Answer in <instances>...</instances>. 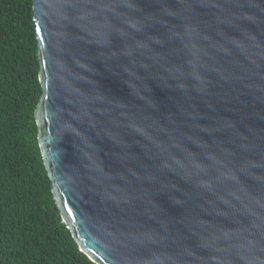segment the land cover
Returning <instances> with one entry per match:
<instances>
[{
    "label": "water",
    "instance_id": "obj_1",
    "mask_svg": "<svg viewBox=\"0 0 264 264\" xmlns=\"http://www.w3.org/2000/svg\"><path fill=\"white\" fill-rule=\"evenodd\" d=\"M38 141L97 264H264V0H33Z\"/></svg>",
    "mask_w": 264,
    "mask_h": 264
},
{
    "label": "trees",
    "instance_id": "obj_2",
    "mask_svg": "<svg viewBox=\"0 0 264 264\" xmlns=\"http://www.w3.org/2000/svg\"><path fill=\"white\" fill-rule=\"evenodd\" d=\"M33 0H0V264H97L63 221L38 141Z\"/></svg>",
    "mask_w": 264,
    "mask_h": 264
}]
</instances>
